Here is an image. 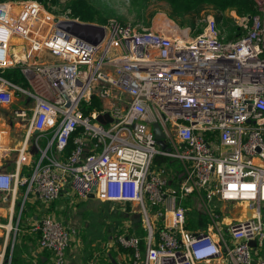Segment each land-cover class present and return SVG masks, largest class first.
<instances>
[{"label": "built area", "instance_id": "1", "mask_svg": "<svg viewBox=\"0 0 264 264\" xmlns=\"http://www.w3.org/2000/svg\"><path fill=\"white\" fill-rule=\"evenodd\" d=\"M252 2L233 40L210 18L191 36L0 2V102L32 96L29 129L52 132L48 148L64 156L43 154L27 178L0 172V193L26 185L46 205L91 193L119 205L127 222L113 243L125 264H264V0ZM92 98L101 110L84 115ZM34 229L52 264H65L75 230L50 217Z\"/></svg>", "mask_w": 264, "mask_h": 264}, {"label": "crops", "instance_id": "2", "mask_svg": "<svg viewBox=\"0 0 264 264\" xmlns=\"http://www.w3.org/2000/svg\"><path fill=\"white\" fill-rule=\"evenodd\" d=\"M43 56L45 60H50L48 54ZM21 85L30 93L27 82L22 81ZM11 95L10 102H0V172L27 178L37 167L43 154L55 159H62L64 156L56 153L54 147L48 148L53 139L52 132L38 133L29 129L36 105L33 97L29 94ZM21 110L26 114L25 117L17 116ZM26 190L27 186L23 185L15 193H0V251L5 249L7 264H52L50 252L42 250L38 245L39 234L34 226L45 217L60 220L64 224L67 223V216L75 217L77 214L68 211V205H65L66 202L71 204L72 195L63 194L59 200L46 205L37 195L26 194ZM91 199L88 197L77 202ZM92 200L99 204L105 203L94 198ZM113 209L109 208V211ZM100 219L101 232L95 238L89 239L78 235L73 223H67L75 230V235L66 250L65 264H87L89 260H95L97 264L127 263L129 253L120 250L113 243L110 220L103 216ZM138 223V218H134L130 226L134 224L137 229Z\"/></svg>", "mask_w": 264, "mask_h": 264}, {"label": "rangeland", "instance_id": "3", "mask_svg": "<svg viewBox=\"0 0 264 264\" xmlns=\"http://www.w3.org/2000/svg\"><path fill=\"white\" fill-rule=\"evenodd\" d=\"M3 1L7 2L9 0H0V2ZM73 1L74 0H38L37 2L49 13L55 16H61L70 13V6ZM86 1L96 12L97 18L106 19L108 23L112 22L121 26H130L131 28L145 29L152 32L157 29L175 25L181 29L188 30L190 33L189 35L195 36L199 31L198 29L203 28L207 19L210 18L216 22L219 31L227 35L222 23L224 16L234 20L236 24H242L240 22L242 17H239L234 9H227L224 14H222L209 5L201 6L196 11L178 18L172 13L170 5L162 0ZM118 54L119 49L114 45L110 51V56L115 57ZM70 199L71 204L66 202L65 205H68V211L75 212L77 215H75V217H72L71 215L67 216L66 221L69 224L73 223L76 226L78 235L80 234V236H84L87 239L95 238L101 232L102 224L100 223V216H103L104 219L108 218L110 220L109 228H111L112 237L116 235L115 229L123 227L127 222V219L124 218L119 210L121 207L117 204H99L92 199L87 202H77L80 200L74 197H71ZM112 207L114 209L109 211V208ZM126 210L127 212L130 211L129 208H126ZM141 232L143 233L142 230Z\"/></svg>", "mask_w": 264, "mask_h": 264}, {"label": "trees", "instance_id": "4", "mask_svg": "<svg viewBox=\"0 0 264 264\" xmlns=\"http://www.w3.org/2000/svg\"><path fill=\"white\" fill-rule=\"evenodd\" d=\"M10 1H20V0H10ZM38 1V0H35ZM147 1V0H144ZM166 1L175 17H183L189 13H192L199 9L201 6L209 5L217 9L220 13L224 14L227 9H234L239 17H248L256 13L255 6L252 0H162ZM54 2V1H53ZM70 16L77 18L82 22L88 23H107L106 19L97 18V14L91 5L86 0H74L70 6ZM223 26L227 32V38L230 40L242 37L245 34V30L239 27L234 20L223 17ZM219 21V20H218ZM199 31L201 29H198ZM14 81L20 82L23 79L20 78V73L18 70L13 71ZM20 79V80H19ZM101 103L96 98H92L89 105L83 110L84 115H89L93 111H100ZM72 148L71 142L67 148V153ZM156 162H160L159 159Z\"/></svg>", "mask_w": 264, "mask_h": 264}, {"label": "water", "instance_id": "5", "mask_svg": "<svg viewBox=\"0 0 264 264\" xmlns=\"http://www.w3.org/2000/svg\"><path fill=\"white\" fill-rule=\"evenodd\" d=\"M98 30L100 31V37H99V40L95 41V43L99 42L102 39L103 35H104V32H103L102 29H98ZM96 120L100 124H106V123H109L111 121L110 117L107 114H105L104 116L97 117ZM152 130H153L154 138L157 141V144L161 148H164L165 145L162 142V140L164 138V135H163V132H162L161 127L159 126V124H154L153 127H152ZM89 198H92V199L94 198L93 193H91L89 195Z\"/></svg>", "mask_w": 264, "mask_h": 264}, {"label": "bare ground", "instance_id": "6", "mask_svg": "<svg viewBox=\"0 0 264 264\" xmlns=\"http://www.w3.org/2000/svg\"><path fill=\"white\" fill-rule=\"evenodd\" d=\"M167 28V27H166ZM169 29H175L174 26L169 27ZM168 30V29H167ZM176 30V29H175Z\"/></svg>", "mask_w": 264, "mask_h": 264}]
</instances>
